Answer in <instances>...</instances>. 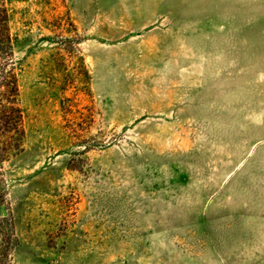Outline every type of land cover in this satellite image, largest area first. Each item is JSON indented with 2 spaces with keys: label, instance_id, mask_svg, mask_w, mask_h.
Instances as JSON below:
<instances>
[{
  "label": "rangeland",
  "instance_id": "rangeland-1",
  "mask_svg": "<svg viewBox=\"0 0 264 264\" xmlns=\"http://www.w3.org/2000/svg\"><path fill=\"white\" fill-rule=\"evenodd\" d=\"M0 8V264H264V0Z\"/></svg>",
  "mask_w": 264,
  "mask_h": 264
},
{
  "label": "trees",
  "instance_id": "trees-1",
  "mask_svg": "<svg viewBox=\"0 0 264 264\" xmlns=\"http://www.w3.org/2000/svg\"><path fill=\"white\" fill-rule=\"evenodd\" d=\"M9 16H7V9L0 8V52L10 50L13 48V39L11 38L10 30L7 27ZM13 68V67H12ZM9 69L5 75L6 90L0 95L2 98L7 97L10 100L12 96L17 95V79L13 74V69ZM0 100V160L3 153L9 149V141H3L8 132L22 134V114L21 111L15 106L11 105L13 102H7V105H2ZM13 137H8L12 139Z\"/></svg>",
  "mask_w": 264,
  "mask_h": 264
}]
</instances>
